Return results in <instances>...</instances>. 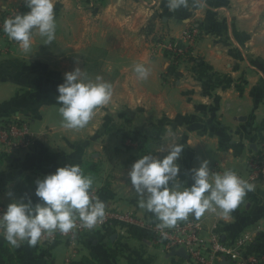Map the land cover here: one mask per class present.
Here are the masks:
<instances>
[{"label":"crops","instance_id":"1","mask_svg":"<svg viewBox=\"0 0 264 264\" xmlns=\"http://www.w3.org/2000/svg\"><path fill=\"white\" fill-rule=\"evenodd\" d=\"M56 39L45 45L34 33L32 50L0 35V120L20 117L34 134L21 152L0 154V206L35 196L36 181L66 164H79L94 178L106 209L158 222L139 207L127 179L142 155L183 143L180 178L207 159L212 173L232 169L245 176L264 124V0H189L170 11L166 0H55ZM24 0H0L1 12ZM27 11V9H26ZM190 26L201 35L193 56L173 66L161 39L180 38ZM135 63L150 68L139 80ZM79 67L89 78L113 83L112 103L99 107L83 129L62 127L57 104L64 74ZM130 136L139 143L128 145ZM135 139V141L137 140ZM227 219L206 212L203 234L217 232L229 245L253 236L264 254V183H256ZM187 186V184L185 185ZM9 193L12 196H9ZM189 217L194 216L190 215ZM196 219V218H195ZM114 223L49 248L7 242L0 264H193L155 242L149 230ZM2 236V235H0ZM214 264H236L224 257Z\"/></svg>","mask_w":264,"mask_h":264},{"label":"clouds","instance_id":"2","mask_svg":"<svg viewBox=\"0 0 264 264\" xmlns=\"http://www.w3.org/2000/svg\"><path fill=\"white\" fill-rule=\"evenodd\" d=\"M24 5L27 11L6 18L0 30L18 43L22 52L29 53L34 33L44 38L45 45L56 39V4L55 0H24ZM166 7L170 11L187 8L189 0H166ZM133 71L141 81L150 76V68L144 63H135ZM57 91L62 127L76 130L89 124L97 108L112 103L114 85L100 75L89 78L76 67L64 74V82ZM183 150V143H169L167 148L160 149L167 155H142L127 173L140 198L139 207L155 216L163 236L167 235L166 229L174 228L190 215L198 220L211 211L227 219L247 193L254 190L252 183L232 169L213 174L207 159L201 160L198 167L185 170L191 178L189 185L180 178L178 161ZM93 184L94 178L86 175L79 164L58 167L37 179L35 196L39 202L34 203L31 198L12 199L0 213V235L12 247H20L25 241L35 247L45 233L68 234L77 226V219L86 229L97 227L105 218L106 205L92 195Z\"/></svg>","mask_w":264,"mask_h":264},{"label":"built area","instance_id":"3","mask_svg":"<svg viewBox=\"0 0 264 264\" xmlns=\"http://www.w3.org/2000/svg\"><path fill=\"white\" fill-rule=\"evenodd\" d=\"M21 13L20 6L5 10L0 18V28L3 21L11 16ZM0 35L4 36L2 30ZM200 30L197 26H190L180 38L161 39L157 43L162 48L173 66H178L193 56L197 49ZM34 141V134L28 121L20 117L0 120V154H13L28 149ZM137 142L129 139L127 144L134 145ZM240 175V174H239ZM252 184L264 183V124L261 126L256 150L247 160V173L240 175ZM92 195L99 198L97 191ZM5 208L0 206V213ZM104 220L93 229L84 228L77 219V226L68 234L56 231L52 234H43L40 244L49 248L61 242L73 243L81 235L112 225L120 224L121 229L129 226L143 227L154 235L155 242L167 252L183 250L193 264H214L215 261L227 257L236 264H264V254H257L252 246L255 238L248 234L241 236L233 245L223 241L217 232L203 234L202 224L195 218L189 217L186 221H180L171 229H166V236L160 234L157 224L159 222H146L130 213H123L116 209H105Z\"/></svg>","mask_w":264,"mask_h":264},{"label":"trees","instance_id":"4","mask_svg":"<svg viewBox=\"0 0 264 264\" xmlns=\"http://www.w3.org/2000/svg\"><path fill=\"white\" fill-rule=\"evenodd\" d=\"M26 10V7L25 5L21 7V12H25ZM130 138H133V140L137 139V137H134V136H130ZM1 155H4V154H1ZM136 226H132L131 230L134 229ZM5 240L3 238V236H0V250L4 253V252H7V246L5 245ZM257 246V242L255 241V244L252 246V249H254L255 247ZM9 253V252H7ZM11 256L10 258L13 259L12 257H15L16 254L14 253H9ZM48 264H51V263H48ZM70 264H93L90 260H87V259H83L81 261H74V262H71Z\"/></svg>","mask_w":264,"mask_h":264},{"label":"water","instance_id":"5","mask_svg":"<svg viewBox=\"0 0 264 264\" xmlns=\"http://www.w3.org/2000/svg\"><path fill=\"white\" fill-rule=\"evenodd\" d=\"M174 253L187 258V255L185 254V252L183 250L174 251Z\"/></svg>","mask_w":264,"mask_h":264},{"label":"rangeland","instance_id":"6","mask_svg":"<svg viewBox=\"0 0 264 264\" xmlns=\"http://www.w3.org/2000/svg\"><path fill=\"white\" fill-rule=\"evenodd\" d=\"M21 7H22V6H20V9H21ZM7 10H8V9H7ZM25 11H26V10H25ZM3 13H4V12L2 11L1 14H0V18H1V16H2ZM198 28H199V27H198ZM199 30H200V29H199ZM200 35H201V32H200ZM40 39H42V37H41V38H38L39 41H40ZM21 119H22V118H21ZM136 141H137V145H138L139 140L137 139Z\"/></svg>","mask_w":264,"mask_h":264}]
</instances>
